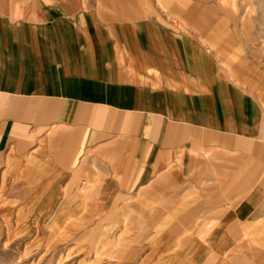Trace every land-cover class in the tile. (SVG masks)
<instances>
[{"label":"crops","instance_id":"crops-1","mask_svg":"<svg viewBox=\"0 0 264 264\" xmlns=\"http://www.w3.org/2000/svg\"><path fill=\"white\" fill-rule=\"evenodd\" d=\"M240 2L0 0V239L105 210L139 264H264V56Z\"/></svg>","mask_w":264,"mask_h":264},{"label":"rangeland","instance_id":"rangeland-1","mask_svg":"<svg viewBox=\"0 0 264 264\" xmlns=\"http://www.w3.org/2000/svg\"><path fill=\"white\" fill-rule=\"evenodd\" d=\"M240 8L242 24L255 30L257 47L264 56V0H241ZM64 212L60 220L51 215L39 223L13 225L3 233L0 264H139L140 258L121 255L126 246L112 238L105 210L93 217L83 210L77 224L73 208Z\"/></svg>","mask_w":264,"mask_h":264},{"label":"bare ground","instance_id":"bare-ground-1","mask_svg":"<svg viewBox=\"0 0 264 264\" xmlns=\"http://www.w3.org/2000/svg\"><path fill=\"white\" fill-rule=\"evenodd\" d=\"M225 1V0H224Z\"/></svg>","mask_w":264,"mask_h":264}]
</instances>
